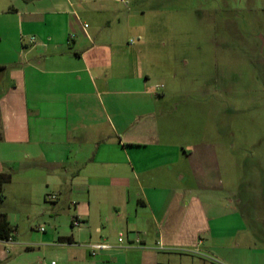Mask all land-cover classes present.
<instances>
[{"label": "crops", "instance_id": "crops-1", "mask_svg": "<svg viewBox=\"0 0 264 264\" xmlns=\"http://www.w3.org/2000/svg\"><path fill=\"white\" fill-rule=\"evenodd\" d=\"M128 2L0 0V264H264L216 146L162 124L170 91L140 68L146 12Z\"/></svg>", "mask_w": 264, "mask_h": 264}, {"label": "rangeland", "instance_id": "rangeland-1", "mask_svg": "<svg viewBox=\"0 0 264 264\" xmlns=\"http://www.w3.org/2000/svg\"><path fill=\"white\" fill-rule=\"evenodd\" d=\"M139 7L146 12L140 68L170 91L162 124L173 140L216 146L227 193L241 199L249 229L264 234L248 212L253 201L264 205V0H143Z\"/></svg>", "mask_w": 264, "mask_h": 264}, {"label": "built area", "instance_id": "built-area-1", "mask_svg": "<svg viewBox=\"0 0 264 264\" xmlns=\"http://www.w3.org/2000/svg\"><path fill=\"white\" fill-rule=\"evenodd\" d=\"M117 1L120 2V3H122V4H128V3H129L128 0H117ZM86 27H87V26H86ZM30 41H31V42H34V38H31ZM160 87H163V86H160ZM48 198H49L50 200H54L56 197L53 196V195H49ZM72 225L75 226V227H79V226L82 225V222H81L79 219L74 218V219L72 220ZM125 239H126L125 235H124L123 233H121V234L119 235V237H118V242H119V243H124V242H125ZM10 240H11V239H9L8 241H10ZM132 244H134V245H138V244H140V239H139V237H137L136 240L134 241V243H132ZM89 248H90L91 255H92V256H95V255H97V253H98L99 251L110 250V249L113 248V246L110 245V244H108V243H97V244L89 245ZM48 264H57V262H56V261H51V262L48 263Z\"/></svg>", "mask_w": 264, "mask_h": 264}, {"label": "trees", "instance_id": "trees-1", "mask_svg": "<svg viewBox=\"0 0 264 264\" xmlns=\"http://www.w3.org/2000/svg\"><path fill=\"white\" fill-rule=\"evenodd\" d=\"M10 177V174L0 176V193L2 191L3 183L8 182L10 180ZM13 232L14 230L6 220V218L3 217L2 219H0V240L7 241L11 239Z\"/></svg>", "mask_w": 264, "mask_h": 264}]
</instances>
